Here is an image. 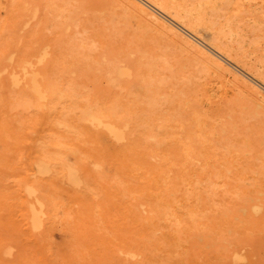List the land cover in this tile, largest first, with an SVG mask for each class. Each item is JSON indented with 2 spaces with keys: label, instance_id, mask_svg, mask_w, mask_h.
Here are the masks:
<instances>
[{
  "label": "rangeland",
  "instance_id": "obj_1",
  "mask_svg": "<svg viewBox=\"0 0 264 264\" xmlns=\"http://www.w3.org/2000/svg\"><path fill=\"white\" fill-rule=\"evenodd\" d=\"M149 1L0 0V264H264V0Z\"/></svg>",
  "mask_w": 264,
  "mask_h": 264
},
{
  "label": "bare ground",
  "instance_id": "obj_2",
  "mask_svg": "<svg viewBox=\"0 0 264 264\" xmlns=\"http://www.w3.org/2000/svg\"><path fill=\"white\" fill-rule=\"evenodd\" d=\"M142 1L145 2V4H147V7H148V3L151 2V1H149V0H142ZM154 1H155V0H154ZM156 1H157V0H156ZM160 1H161V0H160ZM168 1H169V0H168ZM181 1H182V0H181ZM183 1H185V0H183ZM205 1H206V2H204L205 6L211 4V3L208 4V0H205ZM210 1H211V0H209V2H210ZM220 1H221V0H219V2H220ZM225 1H228V0H225ZM230 1H231V0H230ZM232 1H233V0H232ZM232 1H231V2H232ZM235 1H236V0H235ZM246 1H247V0H246ZM258 1H259V0H258ZM157 2H158V1H157ZM157 2H156V3H157ZM163 2H165V1L163 0ZM163 2H162V3H163ZM202 2H203V0H202ZM202 2H198V3H202ZM212 2H215V1H212ZM222 2H224V0L221 1V5H224V6H225V4H227V3H225V2H224V4H223ZM243 2H244V1H243ZM243 2H242V3H243ZM256 2H257V0H256ZM159 3H160V2H159ZM180 3H181V2H180ZM187 3H188V2H187ZM187 3H186V4H183V2H182V5H185V8H186L187 6L190 7V3H189V5H187ZM194 3H195V2H194ZM198 3H197V4H198ZM206 3H207V4H206ZM228 3L230 4V2H228ZM244 3H245V2H244ZM248 3H249V2H248ZM254 3H255V1H254ZM257 3H258V2H257ZM191 4L193 5V3H191ZM197 4H196V5H197ZM202 4H203V3H202ZM202 4H200V5H202ZM204 4H203V5H204ZM213 4H214V3H213ZM217 4H218V1H217ZM232 4L234 5V2H232L231 5H232ZM235 4H236V2H235ZM140 5H141V4H140ZM158 5H160V4H158ZM170 5H171V4H170ZM186 5H187V6H186ZM192 5H191V6H192ZM215 5H216V4H215ZM227 5H228V4H227ZM236 5H237V4H236ZM238 5H239V4H238ZM251 5H252V4H251ZM259 5H260V3H259ZM262 5H263V4H261V6H262ZM149 6H150V5H149ZM154 6H155V5H154ZM165 6H166V5H165ZM194 6H195V5H193V6L191 7V9L194 8ZM197 6H198V5H197ZM216 6H217V5H216ZM229 6H230V5H229ZM229 6H228V7H229ZM249 6H250V4H249ZM255 6H256V5H255ZM182 7L184 8V6H182ZM189 7H188V9L191 10ZM200 7H201V6H200ZM200 7H199V8H200ZM202 7H203V6H202ZM208 7H209V6H208ZM211 7H213V5H211ZM211 7H210V8H211ZM221 7H222V6H221ZM221 7H218V6H217L216 8H212V10H210V11H214V9H215V10H216V9L218 10V8L221 9ZM225 7H226V6H225ZM237 7H238V6H237ZM237 7H236V8H237ZM145 8H146V7H145ZM156 8H158V7H156ZM173 8H174V7H173ZM185 8H184V9H185ZM196 8H197V7H196ZM196 8H195V10H196ZM199 8H198L197 11H199ZM203 8H205V7H203ZM210 8H209V9H210ZM232 8L235 9V7L231 6V9H232ZM247 8H248V7H247ZM250 8H251V7H250ZM158 9H160V8H158ZM166 9H167V8H166ZM166 9H165V10H166ZM168 9H170V8H168ZM171 9H172V8H171ZM176 9H177V8H176ZM188 9H187V10H188ZM206 9H207V7H206ZM206 9H205V10L203 9V10L206 11ZM222 9H223V8H222ZM237 9H238V8H237ZM237 9H235V12H236ZM142 10H143V9H142ZM160 10H161V9H160ZM193 10H194V9H193ZM248 10H249V9H248ZM162 11H163V10H162ZM162 11H161V12H162ZM170 11H171V10H170ZM170 11H168V12H170ZM231 11H232V10H229V13H230ZM237 11H238V10H237ZM259 11H260V10H259ZM261 11H262V10H261ZM159 12H160V11H159ZM161 12H160V13H161ZM174 12H176V11H174ZM179 12H180V11H179ZM201 12H202V10H201ZM232 12H233V11H232ZM172 13H173V12H172ZM181 13H182V12H181ZM203 13H204V12H203ZM225 13H227V12H225ZM225 13H224V14H225ZM237 13H238V15L240 14L239 11H238ZM247 13H248V12H247ZM249 13H250V11H249ZM256 13H257V12H256ZM258 13H259V12H258ZM258 13H257V14H258ZM260 13L262 14V12H260ZM173 14H174V13H173ZM207 14H208V13H207ZM207 14L204 13L205 16H206ZM233 14H235V13L233 12ZM233 14H231V15L233 16ZM170 15H171V14H170ZM185 15H188V14H185ZM189 15H190V14H189ZM192 15H193V14H192ZM196 15H197V12H196ZM199 15H200V13H199ZM201 15H202V13H201ZM231 15H230V17H231ZM250 15H251V13L249 14V16H250ZM262 15H264V13H263ZM172 16H173V15H172ZM176 16L178 17L179 15L176 14ZM176 16H175V17H176ZM205 16H200V18H199V17H197V18H198V19H201V17L203 18V17H205ZM207 16H208V15H207ZM252 16H253V15H252ZM252 16H251V17H252ZM170 17H171V16H170ZM193 17H194V16H193ZM193 17H189V18L191 19V18H193ZM195 17H196V16H195ZM195 17H194V18H195ZM223 17H224V16H223ZM225 17H229V15H228V16H225ZM230 17L227 18V19L229 20V19L232 18V17H231V18H230ZM234 17H235V16H234ZM236 17H237V14H236ZM256 17H257V15H256ZM256 17H255V21L257 20ZM258 17H259V16H258ZM261 17H262V16H261ZM261 17H260V19H262ZM171 18H172V17H171ZM180 18H182V17L180 16ZM185 18L188 19L187 16H186V17L184 16V19H185ZM253 18H254V17H253ZM172 19L176 20L175 18H172ZM190 19H189V20H190ZM198 19H196V18H195V20L192 19V20H193L192 22H195V21L197 22ZM203 19H205V18H203ZM207 19H208V17H207ZM250 19H252V18H250ZM181 20H182V19H181ZM209 20H210V19H209ZM178 21H179V19H178ZM178 21H177V22H178ZM183 21H184V20H183ZM187 21H188V20H187ZM187 21H186V22H187ZM204 21H205V23H207L206 20H204ZM210 21H211V20H210ZM210 21H209V22H210ZM263 21H264V20H263ZM192 22L190 21V24H191ZM211 22H212V21H211ZM227 22H228V21H226V24H227ZM231 22H232V21H231ZM231 22H230V23H231ZM178 23H179V22H178ZM188 23H189V22H188ZM198 23H200L199 20H198ZM201 23H202V22H201ZM224 23H225V20H224ZM224 23H222V24H224ZM230 23H229V24H230ZM252 23H253V22H252ZM256 23H257V21H256ZM256 23H253V24H256ZM179 24H180V26H181L182 29L185 28L184 30H187L188 27L184 26L183 23H182V24L179 23ZM196 24H197V23H196ZM214 24H216V23H213V25H214ZM222 24L220 25V23H219V25L221 26V28H222V26H223ZM226 24H224V25H226ZM229 24H228V25H229ZM258 24H260V23H257V25H258ZM175 25H176V24H175ZM185 25H186V23H185ZM206 25H208V24H206ZM209 25H210L211 27L213 26L212 23L209 24ZM228 25H227V26H228ZM191 26L194 27V24H192ZM191 26H190V27H191ZM195 26H196V25H195ZM201 26H202V25H201ZM204 26H205V25H204ZM216 26L218 27V25H216ZM220 26L218 27L219 29H220ZM252 26H253V25H251V27H252ZM255 26H256V25H255ZM190 27H189V29H190ZM197 27H199V26L197 25ZM206 27H207V26H206ZM224 27H225V26H224ZM228 27H229V26H228ZM228 27H226V28L228 29ZM231 27H232V26H231ZM258 27H259V26H258ZM202 28H203V27H202ZM254 28H257V27H253V30H254ZM260 28H261V26H260ZM260 28H259V29H260ZM204 29H205V28H204ZM209 29H210V28H209ZM213 29L215 30V29H217V28L212 27V30H211V31H213ZM227 29H226V32H227ZM205 30H206V29H205ZM224 30H225V29H224ZM232 30H233V28H232ZM255 30H257V29H255ZM260 30H262V28H261ZM191 31H192V30H191ZM195 31H196V30H195ZM199 31H200V30H199ZM199 31H198V32H199ZM220 31H221V30H219V32H220ZM229 31H231V29H230ZM188 32H190V31H188ZM222 32H223V31H222ZM222 32H221V35H222ZM226 32L223 33V36H224V34H225ZM236 32H237V30H236ZM257 32H258V30H257ZM196 33H197V32H196ZM199 33H200V32H199ZM204 33H208V32H207V31H204L203 34H202L203 36H204ZM216 33H218V30L214 31V35H215V36H217ZM239 33H241V32H239ZM259 33H260V32H259ZM263 33H264V32H263ZM263 33H262V34H263ZM208 34H209V33H208ZM211 34H212V33H211ZM218 34H219V33H218ZM227 34H228V33H226L225 35H227ZM231 34H232V32H231L230 34H228L227 36H231ZM257 34H258V33H257ZM234 35H235V34H234ZM206 36H207V35H206ZM208 36H209V35H208ZM215 36L213 37L214 39H215ZM241 36H243V35H241ZM259 36L262 37V36H264V35L259 34ZM259 36H258V37H259ZM217 37H218V36H217ZM217 37H216V39H217ZM225 37H226V36H224V38H225ZM232 37H235V36L232 35ZM213 38H211V40H213V42H215V40H214ZM224 38H223V39H224ZM235 38H236V37H235ZM235 38H233V39H235ZM237 38H238V37H237ZM237 38L235 39V41H234V40H233V41L231 40V41H232L231 43H235L236 41H238ZM219 39H220V38H219ZM226 39L228 40L229 37L226 38ZM226 39H225V40H226ZM217 40H218V39H217ZM240 40H241V39H240V37H239V41H240ZM244 40H245V37H244ZM223 41H224V40H223ZM223 41L221 40V42H220V40H219V43H221V45H222V44L224 45V43H222ZM239 41H238V44H239ZM241 42H243V41H241ZM241 42H240V43H241ZM245 42H246V41H245ZM215 43H216V42H215ZM227 43H228V42H227ZM231 43H229V44H231ZM236 43H237V42H236ZM247 43H248V42H247ZM225 44H226V43H225ZM238 44H237V46L239 47ZM249 44H250V43H249ZM214 45H216V44H214ZM223 45H222V46H223ZM240 45H241V44H240ZM216 46H218V42H217V45H216ZM226 46H227V44L225 45V47H226ZM232 46H233V45H232ZM234 46H235V45H234ZM234 46H233V47H234ZM243 46H244V45L242 44V47H243ZM248 46H249V45H248ZM228 47H229V46H228ZM228 47H227V49H229ZM230 47H231V46H230ZM242 47H241V48H242ZM244 47H245V46H244ZM244 47H243V48H244ZM215 48H216V47H215ZM215 48H214V49H215ZM245 48H247V50H248V47H245ZM218 49H219V48H218ZM234 49L236 50V49H238V48H236V46H235ZM219 50H220V49H219ZM222 50H223V49H222ZM230 50H232V49L230 48ZM238 50H240V48H239ZM241 50H242V49H241ZM244 50H245V52H246V49H244ZM224 51H226V50L224 49ZM232 51H234V50H232ZM236 51H237V50H236ZM248 51H249V50H248ZM218 52L220 53V51H218ZM228 52H230V51H228ZM237 52H238V51H237ZM237 52H236V53H237ZM240 52H241V51H240ZM245 52H244V53H245ZM236 53H235V54H236ZM241 53H242V52H241ZM244 53H243V54H244ZM223 54H224V53H223ZM246 54H247V53H246ZM246 54H245V57L248 55V54H247V55H246ZM230 55L233 56L234 53H233V54L231 53ZM238 55H240V54L238 53ZM228 56H229V55H228ZM241 56H242V58H244V57H243L244 55H241ZM234 57H238V56H234ZM234 57H233V58H234ZM247 57H248V56H247ZM231 58H232V57H231ZM242 58H240V59L242 60ZM235 59H236V58H235ZM237 60H239V59H237ZM245 60H246V58H245ZM239 61H240V60H239ZM242 61H243V60H242ZM225 62H226V61H225ZM245 63H246V62H245ZM247 65H249V64H247ZM237 69H238V68H237ZM250 69H251V67H250ZM252 70H253V67H252ZM254 70H255V69H254ZM240 71H241V69H240ZM255 71H256V70H255ZM258 73H259V72H258ZM258 73L256 72L255 75H256V74L258 75ZM261 75H263V73H260V76H261ZM262 77L264 78V76H262ZM259 78H260V77H259ZM263 78H262V79H263ZM259 81H260V80H259ZM69 108H70V106H69ZM72 108H73V107H72ZM74 108H75V107H74ZM74 108H73V109H74ZM64 110H65V109H64ZM82 110H85V111H86V109H82ZM65 111H66V110H65ZM71 111H72V109H71ZM66 112H67V111H66ZM68 112H69V111H68ZM91 114H92V118H93V113H91ZM96 114H97V113H96ZM79 115H80V114H79ZM97 115H99V113H98ZM108 115H110V114H108ZM101 116H102V115H101ZM103 116H104V115H103ZM103 116H102V117H103ZM95 117H97V116H95ZM95 117H94V119H95ZM65 119H66V118H64V120H65ZM99 119H100V118H99ZM102 120H103V119H102ZM95 121H96V120H95ZM103 121H104V120H103ZM64 122H65V121H64ZM67 122H68V121H67ZM67 122H66V123H67ZM106 122H107V121H106ZM98 123H99V122H97V124H98ZM68 124H69V122H68ZM107 124H109V123H107ZM110 124H111V123H110ZM110 124H109V126H110ZM98 125H99V124H98ZM111 125H112V124H111ZM112 126H115V125H112ZM117 126H118V124H117ZM117 126L115 127V129L117 128ZM119 126H121V125H119ZM70 127H71V125H70ZM124 127H125V126H124ZM72 128H73V127H72ZM111 128H112V127H111ZM119 129H122V127L119 128ZM71 130H73V129H71ZM113 131H114V130H113ZM117 131H118V130H117ZM120 132H121V131H120ZM147 132H148V131H147ZM111 134H112V133H111ZM111 134H110V135H111ZM118 134H120L119 131H118ZM121 134H122V132H121ZM112 135H113V134H112ZM112 135H111V136H112ZM114 136H115V135H114ZM122 138H123V137H122ZM123 139H124V138H123ZM149 216H150V215H149ZM151 216H152V215H151ZM192 216H193V215H192ZM154 217H155V215H154ZM149 218H150V217H149ZM153 219H154V218H153ZM39 236H40V235H39ZM164 246H165V245H164ZM233 250H234V249H233ZM235 252H236V251H235ZM226 255H227V254H226ZM236 257H237V256H236ZM240 258H241V257H240ZM234 260L236 261L237 258H234ZM219 262H220V261H219Z\"/></svg>",
  "mask_w": 264,
  "mask_h": 264
}]
</instances>
